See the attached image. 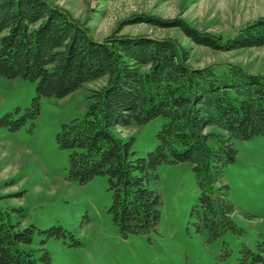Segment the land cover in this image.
<instances>
[{"label":"trees","instance_id":"obj_1","mask_svg":"<svg viewBox=\"0 0 264 264\" xmlns=\"http://www.w3.org/2000/svg\"><path fill=\"white\" fill-rule=\"evenodd\" d=\"M137 20L177 28L192 43L216 51L264 46V17L227 39L181 21ZM187 61L186 50L175 41L113 37L98 42L85 25L44 0H0V77L34 82L35 110L41 98L61 99L105 79L88 97L84 116L63 124L56 142L69 152V180L85 184L107 177L109 212L123 236L156 231L161 200L152 187L165 163L191 165L199 190L196 211L212 236L233 228L223 173L237 155L233 141L264 137V75L236 65L222 73L211 66L192 69ZM159 117L157 145L146 157H134L133 139L113 133ZM209 127L219 131H206ZM33 230L18 229L0 211V264H35L25 248ZM44 261L50 263L47 254Z\"/></svg>","mask_w":264,"mask_h":264},{"label":"rangeland","instance_id":"obj_2","mask_svg":"<svg viewBox=\"0 0 264 264\" xmlns=\"http://www.w3.org/2000/svg\"><path fill=\"white\" fill-rule=\"evenodd\" d=\"M85 25L98 42L113 37L171 40L186 50V65L222 73L236 65L264 75V46L216 51L192 43L177 28L181 21L195 31L232 38L264 17V0H44ZM105 79L85 83L70 95L41 98L33 107L35 83L0 77V211L18 229L33 230L35 264H264V137L233 141L237 155L223 173L233 205V228L212 236L196 211L199 190L189 163L158 167L153 189L161 200L156 231L123 236L109 209L112 193L106 176L79 184L68 179L69 152L56 135L63 124L82 118L92 92ZM163 124L114 128L133 139L134 157H146L157 145ZM218 132L216 127L206 129ZM255 258H260L254 262Z\"/></svg>","mask_w":264,"mask_h":264}]
</instances>
